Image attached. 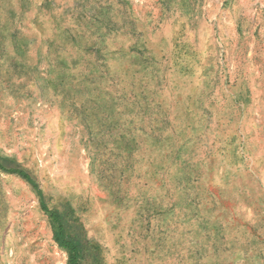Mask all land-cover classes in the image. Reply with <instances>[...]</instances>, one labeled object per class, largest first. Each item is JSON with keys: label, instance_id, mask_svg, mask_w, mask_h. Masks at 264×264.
<instances>
[{"label": "rangeland", "instance_id": "rangeland-1", "mask_svg": "<svg viewBox=\"0 0 264 264\" xmlns=\"http://www.w3.org/2000/svg\"><path fill=\"white\" fill-rule=\"evenodd\" d=\"M61 232L264 264V0H0V264H70Z\"/></svg>", "mask_w": 264, "mask_h": 264}, {"label": "trees", "instance_id": "trees-1", "mask_svg": "<svg viewBox=\"0 0 264 264\" xmlns=\"http://www.w3.org/2000/svg\"><path fill=\"white\" fill-rule=\"evenodd\" d=\"M8 171L11 172V173L20 174L22 177L28 179L32 183V185L36 189H38L37 185L34 183V181L31 179L30 175L26 171H24L22 169H10ZM38 195L41 198L42 208L44 210L50 212L51 217L54 218L57 222H60L59 214L56 211H54V210H49L47 208V206L44 204L43 195H42V192L39 189H38ZM58 242L60 243V245L62 247H64V248L69 250V252H70V264H80V253H79L78 246L76 244H74L72 241L68 240L63 232H61L58 235Z\"/></svg>", "mask_w": 264, "mask_h": 264}]
</instances>
